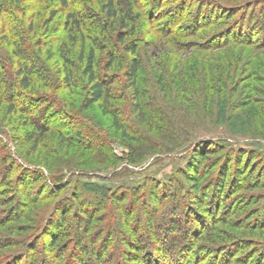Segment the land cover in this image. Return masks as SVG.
Here are the masks:
<instances>
[{
  "label": "rangeland",
  "instance_id": "rangeland-1",
  "mask_svg": "<svg viewBox=\"0 0 264 264\" xmlns=\"http://www.w3.org/2000/svg\"><path fill=\"white\" fill-rule=\"evenodd\" d=\"M72 2L84 34L102 45V61L108 50L127 60L124 45L136 42L139 110L128 99L109 102L126 125L117 133L97 106L83 107L81 82L65 97L34 86L63 105L43 119L55 127L33 143L8 126L1 106L0 170L13 172L8 186L22 192L17 203L0 202L16 206L0 210L12 219L0 226L10 240L0 264H111L115 256L145 264L152 253L168 254L166 264H264V0H121L139 16L123 43L117 22L102 28L99 0ZM29 4L42 37L47 5L59 1ZM64 15L42 38L40 56L54 55L45 65L56 83L53 66L71 44ZM116 66L106 70L120 79ZM113 87L129 95L122 79ZM25 171L26 183L16 181Z\"/></svg>",
  "mask_w": 264,
  "mask_h": 264
},
{
  "label": "trees",
  "instance_id": "trees-1",
  "mask_svg": "<svg viewBox=\"0 0 264 264\" xmlns=\"http://www.w3.org/2000/svg\"><path fill=\"white\" fill-rule=\"evenodd\" d=\"M34 1L44 3L46 0ZM57 1H59V6L57 7L47 5V15L42 19L39 25L43 28L41 37L37 35V33L34 35L36 29V22L34 21L36 11L35 13L33 11L28 13L30 8L33 9L36 5L33 7L31 6L32 4L25 5L28 0H0V108L3 104H6L5 114L11 116L7 122L8 126H13L12 128L15 129H25V132L28 133L21 135L24 136V139H34L33 143L39 142L44 138L46 132L55 127V125L53 126L52 123L44 121L43 119H47L50 111L53 110V112L57 111V114H62V111H60V109L58 110V108L63 105V103L58 95L55 97L36 95L34 93L35 87L59 90V94L65 97L67 92L72 88L80 86L81 82L85 90L83 107L85 109H90L93 106H97L101 114L107 115L110 118V125L114 132L125 133L126 125L123 123L121 110L118 111L115 107H108V105L109 102L112 101H125L128 99L132 102L131 107L134 106L139 110L138 102H140L142 98L139 87L141 61L137 53L136 42L131 41L124 45L125 52L130 55V58L127 60H120L116 53L112 50H108L105 60L102 61L99 59L98 51L103 47L94 35L87 36L84 34L83 21L78 15L79 9L74 6L73 0ZM99 2L101 3L100 8L105 14L106 20H108L103 23L102 28L113 29L117 22L122 31H119L116 37L119 42L123 43L125 36L134 34V28L133 26H129L128 21L139 20L138 14L132 12L130 5H128L129 8L125 7L123 3H121V0H99ZM36 7L34 10H36ZM58 12L65 13L61 28L66 32V39L67 41L69 39L71 44L61 55V61L59 64L57 63L58 66H53L55 74L60 79L59 83H56L45 65V60L53 58L54 55L50 53V51L46 53L44 59H42L40 55L42 53L44 54L46 51L43 50L46 41L42 38L47 34L50 24ZM132 15L133 17L130 18L129 16ZM124 29L127 31L123 32ZM75 45L77 51L76 59L74 60V58L71 57L74 54L71 46ZM34 46L36 47L34 48ZM103 62H105V67L102 65ZM113 65H117L115 68L123 70V74L120 75L122 78L120 79L123 80L126 90L129 91L128 96L124 93H120L113 87V85L120 80L119 77L115 75L116 73L106 70H111ZM102 67L105 68V71ZM44 102L46 105L43 104ZM19 116H21L20 123L18 119ZM163 119V117L159 118L160 121ZM143 121H145V119H143ZM61 140L64 139L61 138ZM0 143H3L2 137H0ZM2 170L3 168L0 170V175H2L0 176V192H2L0 193V202H5L7 205L10 202L9 199L7 201L4 200L5 196H7L11 198V201L14 199L17 203L18 199L15 197V194L22 192V189L19 190L17 186H12L10 188L7 179L13 175V172L7 170V173L10 175L7 174L4 176L5 172ZM26 174H28V172H26L25 175H23V173L19 174V177H17V179L15 178L16 181L19 179V182L26 183ZM191 180L192 184L198 189L196 179ZM4 190L7 191V194L4 193L6 192ZM55 191L56 189H52L50 194L52 195ZM23 203L22 207L25 206V203ZM11 206L12 207H8V209L5 208L4 210L0 207V210L1 212L11 214V212L15 210L12 208H16L13 204ZM20 213L21 212L17 213L15 216L17 217ZM82 213L84 214L85 212L82 211ZM6 214L3 217L0 216V226H5L8 221L12 220L11 217ZM85 215L86 220L90 219L91 215L89 213L86 212ZM22 227L24 228L26 225ZM9 244L10 240L6 238V236L0 234V248H4ZM80 245L81 242L78 240L76 246L78 247ZM80 254L85 256L87 254V247ZM80 254L77 258L79 263H82L84 259L80 258ZM162 257L159 254L152 253L151 259H149L148 262L146 259L144 261L145 264H166L165 258L168 257V254ZM119 258L120 257L115 256L114 261L112 259L110 263H129V260H119Z\"/></svg>",
  "mask_w": 264,
  "mask_h": 264
}]
</instances>
